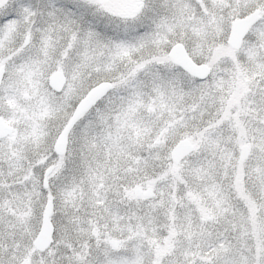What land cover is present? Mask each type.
I'll return each instance as SVG.
<instances>
[{
  "label": "snow or ice",
  "instance_id": "obj_1",
  "mask_svg": "<svg viewBox=\"0 0 264 264\" xmlns=\"http://www.w3.org/2000/svg\"><path fill=\"white\" fill-rule=\"evenodd\" d=\"M0 264H264V0H0Z\"/></svg>",
  "mask_w": 264,
  "mask_h": 264
}]
</instances>
